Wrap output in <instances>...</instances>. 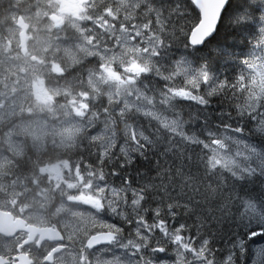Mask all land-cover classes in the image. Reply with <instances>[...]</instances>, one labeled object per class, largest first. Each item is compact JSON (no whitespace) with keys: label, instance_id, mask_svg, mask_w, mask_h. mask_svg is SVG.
I'll use <instances>...</instances> for the list:
<instances>
[{"label":"trees","instance_id":"1","mask_svg":"<svg viewBox=\"0 0 264 264\" xmlns=\"http://www.w3.org/2000/svg\"><path fill=\"white\" fill-rule=\"evenodd\" d=\"M13 5L7 0L8 12ZM89 6L90 13L106 12L116 27L144 26L161 40L159 54L149 57L154 62L147 61L136 89L108 97L88 79L106 66L93 43H113L114 35L83 28L85 12L79 25L67 21L42 35L52 40L37 51L48 84L70 91L58 95L55 105L65 103L70 112L77 105L82 115L70 141L56 136L55 144L42 149H31L33 135L23 130L24 153H34L25 169L37 162V177L30 171L23 177L40 180V192L55 187L79 200L99 183L121 190L116 207L107 212L105 201L96 204L91 221L121 234L138 225L157 237L176 232L183 241L158 256L166 264H193L198 254L209 264H264V0H230L216 33L201 47L189 44L200 21L193 0H92ZM36 11L14 15L22 13L31 22ZM215 148L236 162L215 166ZM13 165L11 160L3 170L6 176L15 174ZM47 166L58 168V177L48 169L40 173ZM104 213L110 218L92 217ZM242 240L253 255L247 262L240 255L246 250L236 247ZM136 242L153 244L139 237ZM184 246L183 259L178 250Z\"/></svg>","mask_w":264,"mask_h":264},{"label":"rangeland","instance_id":"2","mask_svg":"<svg viewBox=\"0 0 264 264\" xmlns=\"http://www.w3.org/2000/svg\"><path fill=\"white\" fill-rule=\"evenodd\" d=\"M49 5H53L54 11L48 14V16L54 15L56 17V21H52L51 23L53 26H59L66 21L77 22L81 20L80 12L82 11V7L75 0H58L57 2L49 3ZM94 23L97 27L115 34L114 25L108 21L98 20ZM24 27L28 31L27 23L24 24ZM14 29L15 31L10 37L18 41L17 35L19 31L16 28ZM10 37L8 36L6 41H2L0 45V125L3 121L11 120L16 116L20 118L17 120V123L11 124L3 130L0 142L4 146H6L5 143H8L7 149H14L15 146L18 147L22 143L20 136H23L21 134L24 133L23 130L25 132L28 131V134L33 135V139L36 138L39 141L45 139L47 135H51L52 137L58 136L62 141L70 139L72 132L78 127L77 116L82 115L80 109L77 105L72 104L73 110L70 112V109L65 107V103L60 106L55 105L56 96H60L61 93L67 95L68 92L60 88L49 87L43 81L45 66L37 62L36 57L29 52L26 45L23 48L20 47L18 52L12 51ZM38 38L37 41H39ZM31 40L32 35H29V39L27 40L30 41L29 44ZM107 42L108 40H101L98 43H93L94 49L92 50L102 56L106 62V66L99 73H93L92 80L98 88L105 87L107 93L112 95L111 93L113 92L122 93L126 90L127 85L134 81L131 73L132 70L140 72V65H142L143 61L149 59L150 54L156 53L159 43L157 38L145 35L144 30L138 26H123L120 28L117 38L113 42L114 44L109 45ZM115 64H118L116 66L122 68L120 72L115 69ZM81 99L78 100L79 104L83 102ZM15 124H19L20 128L16 129ZM14 130L16 131L15 133H13ZM214 162L216 164L232 163L233 158L227 152L218 151L216 148ZM48 170L54 178L58 177V168L49 167ZM0 178H2L1 175ZM2 184L6 188L9 197L6 194L3 195L5 198L0 197L2 200H0V206L5 208L13 207L19 210L17 207L20 200L17 195L27 194L29 197L26 198V203L22 205L30 209L24 208L22 211L29 210L32 213L38 212L39 214H45V211H54L55 214H59L53 203L54 198L49 195L45 198L48 206L45 208L43 205L44 191H39L38 196L37 194L32 195L28 191L21 192L19 183L10 184L5 181ZM76 193L78 192H73L74 195ZM114 196L119 197V191L94 186L81 198L83 202L72 198L70 195H61L59 198L64 197L63 204H70L72 207L81 209V211L88 210V212L92 213L96 204L99 207L100 204L105 202L108 204L114 203ZM63 215L66 219L69 216V214ZM131 231L134 238L138 234L137 237L143 240L146 237V240L148 242L151 241V243L153 237L155 242L151 245L152 247H142V251L146 257L149 256V252L154 255L159 252L154 246L158 238L163 248L161 251L162 255L168 252V245H174L171 239L166 238V231H162L165 236H163L164 238L152 236L150 230L146 231L141 225H138L137 229H131ZM181 241L183 240L179 238L177 243L179 244ZM185 249L186 246L179 248L178 251L181 252L179 255L183 256ZM240 255L244 262H247L248 259H253L251 253H240ZM173 259L177 260L176 257H173Z\"/></svg>","mask_w":264,"mask_h":264},{"label":"flooded vegetation","instance_id":"3","mask_svg":"<svg viewBox=\"0 0 264 264\" xmlns=\"http://www.w3.org/2000/svg\"><path fill=\"white\" fill-rule=\"evenodd\" d=\"M12 173L8 176L9 179L14 177L15 174ZM17 197L21 203H26V198ZM14 217L23 218L26 225L37 227H53L51 224L56 223L62 236L59 240L42 239L39 233L31 230H19L11 236L0 231V259L5 261L3 264H154L153 261H158V256H162V252L156 255L149 252L146 257L149 261H144L137 254L136 248L130 246L127 240H121L118 234L111 243L91 249L89 237L103 230L85 231L86 227L95 225L87 218L79 219L69 215L66 219L62 214L49 213V220L53 223L48 224L45 215L39 213L20 212L14 213ZM153 241L152 237V243ZM58 246L62 250L52 260H48L49 254Z\"/></svg>","mask_w":264,"mask_h":264},{"label":"bare ground","instance_id":"4","mask_svg":"<svg viewBox=\"0 0 264 264\" xmlns=\"http://www.w3.org/2000/svg\"><path fill=\"white\" fill-rule=\"evenodd\" d=\"M11 1V3H14V5H13V9L12 10H10L9 12L7 11L8 10V7L6 6V2H7V0H0V45L2 44V39H5V38H7L8 36L10 37L11 36V34L15 31V25H16V19L18 18V16H20V15H23L22 13L21 14H18L17 16L16 15H14V13H16L15 11H17V12H21V11H29V10H31V9H34V10H37L36 12H35V14L34 15H32V18H31V20H32V23H33V25H34V28H35V32H36V34L38 35V36H40V38L42 39V41L44 42V43H46V44H48V45H51V43H52V40L50 41V39H44V38H42L41 36L42 35H45L46 34V32L47 31H52V30H54L55 28L54 27H52V26H50V24H49V22H48V20H46V18L48 17V14H50V13H53V11H54V9H53V5H49V3H54V2H57L58 0H28L27 2L26 1H24V0H10ZM23 1V2H22ZM22 3V4H21ZM89 5L87 4L86 5V9H85V13H84V15H87V19H84L83 21H82V24H80L83 28H84V26H87V27H92V28H99V27H97L96 25H95V23L94 22H96V21H98V20H100V21H102V20H104V21H108L110 24H113L114 25V28H115V34H111L110 32H108L107 30H105V32H107V34L109 35V36H112V35H114V39H113V41L112 42H114V40L117 38V35H118V33H119V30H120V28H122L123 26H129V27H134L135 25L134 24H129V25H123V26H118V27H116L117 25L113 22V21H111V17H109L108 15H107V13L106 12H104V13H102V12H100V11H97V12H93V13H90L89 11H88V9H89ZM5 9V10H4ZM111 10H113V9H111ZM110 11V10H109ZM88 15H90V16H88ZM109 17V18H108ZM172 19H173V17H172ZM188 22V21H187ZM179 23V22H178ZM183 24V23H182ZM194 25V24H193ZM194 27V26H193ZM218 28V27H217ZM102 29V28H101ZM153 29V28H152ZM195 29V27L193 28V30ZM102 30H104V29H102ZM193 30L191 31V33H190V35H189V44H190V46H192V47H201L202 45H194L193 43H192V41H191V35H192V32H193ZM216 31H217V29H216ZM216 31H215V33H216ZM144 33H145V35H147V36H153V37H155V38H157L156 36H154V35H151V34H149L148 32H145L144 31ZM214 33V34H215ZM213 34V35H214ZM212 35V36H213ZM157 40H158V43H159V47H158V50L156 51V53L154 54V55H158L159 54V49H160V47H161V45H162V42H161V40H159L158 38H157ZM178 42V41H177ZM205 43V42H204ZM107 44H109V45H113L114 43H110V42H107ZM90 47V46H89ZM37 51H39V52H41L40 51V49L39 50H37ZM43 51V50H42ZM29 52H31V54L32 53H34V51H29ZM95 55L97 56V57H99L102 61H104L103 60V58H102V56L99 54V53H96L95 52ZM47 56H49L48 55V53H47ZM148 61V60H147ZM143 61L142 62V65H140V72L139 71H136V70H132V77L134 78V81L132 82V83H129L128 85H127V87H126V90L125 91H132V90H134V89H136L137 88V86H136V79H137V77H138V75L140 74V73H142V72H144V70H145V68H146V66H147V64H148V62H149V65L151 66V64L154 62V61ZM116 65H118V64H115V66ZM115 69L117 70V71H121L122 70V68L121 67H118V66H116L115 67ZM94 73H97V72H94ZM92 75H93V73L92 74H90V78L88 79L89 80V82L90 81H92ZM95 84V83H94ZM97 88V87H96ZM65 89V91H67L68 92V94L70 93V91H68V89H66V88H64ZM99 89V92H102V91H104L105 92V94L108 96V97H110V96H112V95H110V94H108L107 93V91H106V88L105 87H102V88H98ZM83 92V91H82ZM202 92V91H201ZM185 94H187V98H192L193 97V94H188V93H185ZM196 110V109H195ZM218 116V115H217ZM170 117V116H169ZM211 117V116H210ZM174 119V118H173ZM214 119V118H213ZM205 126V125H204ZM47 136H50L51 138L47 141L46 139H47V137L45 138V139H42L41 141H39V140H37V139H33V138H31V139H29V141H30V147L32 146H35V149H42L43 147H46L47 146V144H48V146L50 145V144H55V142H54V137H52L51 135H47ZM222 140V139H221ZM66 141H70V139H68V140H66ZM128 141V140H127ZM29 144V143H28ZM22 146H23V148L25 147V143L23 142V143H21V144H19V146L17 147V146H15V149L16 150H19V149H21L22 148ZM32 147H31V149H32ZM41 147V148H40ZM123 147V146H122ZM124 149V148H123ZM216 149V148H215ZM36 151H38V150H36ZM244 152H246V151H244ZM214 155H215V151H214ZM15 157V158H14ZM29 157H31L33 160H34V153H33V150H29L28 152H26V153H24V151H23V153L22 154H19V155H14V156H12V158H11V160H12V162H13V166L11 167V169H14V171H15V175H14V177L12 178V179H9V180H14V179H17V178H19V177H23V174H24V171H30V172H34V176L35 177H37L36 176V174H35V172L37 171V167H36V165H37V162L34 164V168L33 169H29V168H27V169H25V164L28 162V158ZM232 157V156H231ZM262 157V156H261ZM204 158V157H203ZM233 158V157H232ZM163 159V158H162ZM213 164L215 165V166H221V165H225V164H216L215 162H214V156H213ZM236 162V160H234L233 159V162L232 163H235ZM212 163V162H211ZM227 164H231V163H227ZM35 169H36V171H35ZM110 181V180H109ZM95 187H106V188H109V189H114V190H117V191H119V193H120V196L119 197H116V196H114L113 197V199H114V203H107L106 205H107V212L109 211V206H111V207H113V206H115L116 207V203H118L120 200H121V197H122V191L121 190H119V189H117V188H114V187H110V186H107V185H104V184H102V183H99V184H95L94 185ZM48 195L50 196V197H52V198H54V200H53V203L55 204V206H56V210H57V212L59 213V214H55L54 213V211H52V212H50L51 214H55V215H60V214H69L71 217H75V216H77L79 219H81V218H87V219H89V220H91L90 219V215L88 214V213H86L85 211H81V209H79V208H75V207H72L70 204H63V198L64 197H61V198H59L62 194H60V193H63V192H65V190H63V189H58V188H53V187H50V189L48 188ZM133 194V193H132ZM18 196H22V197H24V198H28L29 197V195H27V194H23V195H18ZM135 198H137V197H135ZM44 199V198H43ZM1 200V199H0ZM132 200H133V198H132ZM2 201V200H1ZM126 202V201H125ZM133 202H135V201H133ZM137 202V201H136ZM130 203H132V202H130ZM138 203V202H137ZM140 204V203H139ZM133 205H135V204H133ZM58 206V207H57ZM60 206V207H59ZM128 207H130V206H128ZM133 207V206H132ZM135 207V206H134ZM145 207V206H144ZM143 207V208H144ZM137 208V207H136ZM158 208V207H157ZM134 209V208H133ZM142 209V208H141ZM152 209V208H151ZM133 211V210H132ZM143 211V210H142ZM146 211V210H145ZM162 211V210H161ZM138 212V211H137ZM85 214V215H84ZM133 214V213H132ZM138 214V213H137ZM140 214V213H139ZM144 214V213H143ZM146 214V213H145ZM173 214H174V212H173ZM89 215V216H88ZM168 215V214H167ZM174 216V215H173ZM181 217H182V215H180ZM65 217V216H64ZM143 217V216H142ZM145 217V216H144ZM110 218V215L108 214V213H104V214H102V216H101V219H109ZM113 218V220L112 221H114V222H117V219H118V215L116 214V216H113L112 217ZM141 218V217H140ZM158 218V217H157ZM139 219V218H138ZM137 219V220H138ZM145 219H146V217H145ZM169 219V218H168ZM184 219V218H183ZM94 220V219H93ZM165 220V219H164ZM69 221V220H68ZM74 221V220H73ZM144 221V220H143ZM163 221V220H162ZM180 221V220H179ZM71 222V221H70ZM113 222V223H114ZM166 222V221H165ZM153 223V222H152ZM158 223H160V222H158ZM115 224V223H114ZM174 225V224H173ZM179 225V224H178ZM119 226H121V225H119ZM93 227V226H92ZM124 227V226H123ZM180 227H181V224H180ZM90 228V227H89ZM173 228V227H172ZM179 228V227H178ZM120 229V228H119ZM145 230L146 231H149V229L148 228H145ZM153 231V230H152ZM168 231V230H167ZM239 231V230H238ZM124 233V234H123ZM122 234H123V236L125 237V238H127V239H130V240H134L135 242H136V240H135V238H134V236H133V232L131 231V230H128V231H126L125 230V232H123ZM158 235H159V233H158ZM242 235V234H241ZM159 236H161V237H163L164 235H163V233L161 232L160 233V235ZM165 236H166V238L167 239H171V241H172V243L173 244H176L177 242H178V240H179V236H177V234H176V232L174 233V232H166V234H165ZM164 236V237H165ZM195 236V235H194ZM144 237V236H143ZM163 237V238H164ZM144 239L146 240V237H144ZM181 239V238H180ZM193 239H195V238H193ZM209 239V238H208ZM155 241H153V243H154ZM137 243V242H136ZM88 244H89V246H90V244H91V240L89 239L88 240ZM154 246L156 247V249L161 253V251H162V245H161V242L159 241V243L158 242H156L155 244H154ZM236 247H238V248H241V249H243V250H246L247 251V253H251V249L249 250V248L248 249H246L245 248V246H244V244H243V242L241 241V243H239ZM235 247V248H236ZM245 248V249H244ZM215 250V249H214ZM203 251V250H202ZM219 251V250H218ZM255 251V250H254ZM212 252V251H211ZM67 253V252H66ZM138 253L141 255V257L143 258V259H145L146 261H149L147 258H146V256L144 255V253H143V251H142V245H139V249H138ZM181 253V252H180ZM195 253H196V251H195ZM194 253V254H195ZM198 253V252H197ZM222 253V252H221ZM230 253V252H229ZM257 253V252H256ZM151 255V254H150ZM166 254H163L162 256H165ZM222 255V254H221ZM184 256H185V253H184ZM184 256H183V259H184ZM193 256V255H192ZM191 256V257H192ZM220 257V256H219ZM149 258V257H148ZM173 259V258H172ZM191 259V258H190ZM188 261V260H187ZM228 261V260H227ZM232 261V260H231ZM156 262H158V263H160V264H166L165 262H162V261H156ZM181 263V262H180ZM235 263V262H234ZM237 263V262H236ZM179 264V263H178ZM193 264H209V261H207L206 260V258H202V256H201V254H198V258L196 259V260H194L193 259ZM231 264V263H230Z\"/></svg>","mask_w":264,"mask_h":264},{"label":"water","instance_id":"5","mask_svg":"<svg viewBox=\"0 0 264 264\" xmlns=\"http://www.w3.org/2000/svg\"><path fill=\"white\" fill-rule=\"evenodd\" d=\"M89 0H79L80 3L88 2ZM229 0H194L195 5L200 9L202 20L199 25L193 30L191 41L194 45H202L206 40L212 37L215 33L223 12L225 11ZM3 225L8 229L10 225V215L0 214ZM110 235L104 233L97 235L96 243L101 244L109 241Z\"/></svg>","mask_w":264,"mask_h":264}]
</instances>
